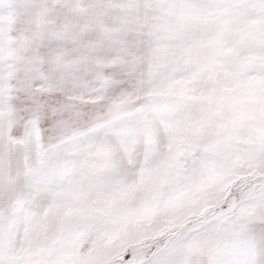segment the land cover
I'll return each instance as SVG.
<instances>
[{"label":"snow or ice","instance_id":"1","mask_svg":"<svg viewBox=\"0 0 264 264\" xmlns=\"http://www.w3.org/2000/svg\"><path fill=\"white\" fill-rule=\"evenodd\" d=\"M0 264H264V0H0Z\"/></svg>","mask_w":264,"mask_h":264}]
</instances>
